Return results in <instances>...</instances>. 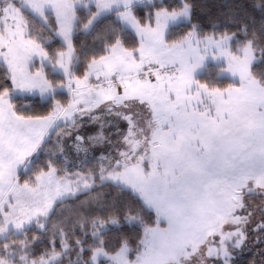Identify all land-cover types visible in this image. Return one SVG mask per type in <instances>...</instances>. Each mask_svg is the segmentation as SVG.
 <instances>
[{"label": "snow or ice", "instance_id": "6c2138e0", "mask_svg": "<svg viewBox=\"0 0 264 264\" xmlns=\"http://www.w3.org/2000/svg\"><path fill=\"white\" fill-rule=\"evenodd\" d=\"M200 8L0 0V264H264V0Z\"/></svg>", "mask_w": 264, "mask_h": 264}, {"label": "trees", "instance_id": "16d2710c", "mask_svg": "<svg viewBox=\"0 0 264 264\" xmlns=\"http://www.w3.org/2000/svg\"><path fill=\"white\" fill-rule=\"evenodd\" d=\"M223 2L224 0H198V4L201 5V8L199 9V11L215 14L218 12V10H220V7L223 4ZM44 110L45 109L39 107L35 109L34 111L39 113V112H43ZM256 252H257L256 249H252L251 251H246L240 257V264H249L251 260L259 259L258 255H256Z\"/></svg>", "mask_w": 264, "mask_h": 264}, {"label": "rangeland", "instance_id": "374dc122", "mask_svg": "<svg viewBox=\"0 0 264 264\" xmlns=\"http://www.w3.org/2000/svg\"><path fill=\"white\" fill-rule=\"evenodd\" d=\"M37 108H39V107H37ZM37 108H35V109H37ZM35 109H34V110H35Z\"/></svg>", "mask_w": 264, "mask_h": 264}]
</instances>
